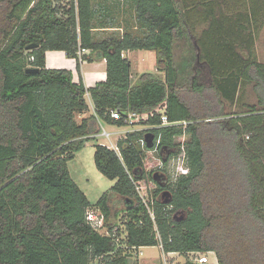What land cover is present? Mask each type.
Masks as SVG:
<instances>
[{"label": "trees", "instance_id": "16d2710c", "mask_svg": "<svg viewBox=\"0 0 264 264\" xmlns=\"http://www.w3.org/2000/svg\"><path fill=\"white\" fill-rule=\"evenodd\" d=\"M220 1L227 14L216 18ZM67 3L0 0V264H130L138 247L159 243L164 252L214 251L219 264H264V62L253 50L264 0H133L139 31L100 40L91 0ZM196 24L205 28L195 45ZM176 38L187 48L179 61ZM79 46L89 49L81 60L106 62L105 80L92 87L45 64L47 50H63L80 72ZM136 49L152 51L163 76L142 72L132 82L123 52ZM248 85L255 103L244 101ZM86 95L95 116L78 121ZM164 99L168 120L187 124L161 125L154 114L141 122L150 126L117 140L118 152L96 144L95 166L114 183L89 201L67 162L94 139L97 118L121 126L111 109L149 112ZM226 103L241 110L227 112ZM146 133L159 138L160 182L143 167L153 149L139 142ZM182 150L187 173L177 174ZM146 174L155 185L153 219L134 187ZM88 209L101 211L107 233L89 224Z\"/></svg>", "mask_w": 264, "mask_h": 264}, {"label": "rangeland", "instance_id": "374dc122", "mask_svg": "<svg viewBox=\"0 0 264 264\" xmlns=\"http://www.w3.org/2000/svg\"><path fill=\"white\" fill-rule=\"evenodd\" d=\"M60 5L68 6V0H58ZM92 8L94 10V17L92 21L93 25V38L95 40H100L105 37L112 35H121L124 31L138 32L139 30L135 28V14L133 7V0H91ZM204 24L194 25L193 33V43L196 45L197 37L199 36L200 29L204 28ZM108 27L107 30H102L101 28ZM254 52L259 61L264 62V25L262 26L256 40L254 43ZM187 52L185 41L182 38H176L173 44V53L176 61H179L183 55ZM123 56L127 57L131 63V73L134 75L135 79L142 72H155L159 76L163 74L156 70L155 68V56L153 52H146L145 50L136 49L130 53L123 52ZM136 74V75H135ZM134 79V80H135ZM244 101L248 103H255L256 98L252 91L251 85L247 86ZM240 107L237 105H231L226 103L225 111H239ZM76 119L79 120L78 115ZM108 131L112 128L103 125ZM147 124L137 122L133 127H128L132 129H143L147 128ZM100 130L97 132L99 133ZM122 135V134H121ZM183 137L176 138V141H181ZM113 140V138L111 139ZM110 143L108 139L97 136L94 139L87 141L79 150H77L70 160L67 162V168L70 173L71 178L75 181L78 187L86 194L87 198L91 202H95L99 196L108 189L114 180L104 176L95 166L93 154L95 145L99 142ZM160 155L155 151H147L146 157L144 158L143 167L146 171L154 170V172H159L157 167V162L160 160ZM173 160L168 161L166 164V169L168 174L173 175ZM173 179V177L171 178ZM146 186L152 187L153 181L148 174L142 179ZM123 204L120 200H114L113 211L118 212V216L114 219L116 221V227H119L123 231V224L121 215ZM100 232L105 233L106 229H100ZM121 233V235H123ZM161 252L156 245L144 246L141 249V253L134 257V260L140 258L141 261L138 262L142 264H159L161 263ZM211 258L212 256L209 255ZM177 263H182L184 257L176 256L172 258ZM171 259V260H172ZM132 259V261H134Z\"/></svg>", "mask_w": 264, "mask_h": 264}, {"label": "built area", "instance_id": "2783aa9c", "mask_svg": "<svg viewBox=\"0 0 264 264\" xmlns=\"http://www.w3.org/2000/svg\"><path fill=\"white\" fill-rule=\"evenodd\" d=\"M89 53V49L85 48V47H78V51H77V55L79 57V59L81 60V55L82 54H86ZM166 99L162 100L157 107L154 109V111H149V112H136V111H124L123 113H121L119 110L117 109H111L109 111V115L112 119L114 120H118L121 119L123 125L121 126H128V127H133L137 122L141 123L142 121H146V119H148L149 116H153L154 114H157L160 116V121H161V125H170V124H174L177 123L179 125L185 126L187 124V121L183 120V121H169L166 114H165V109H166ZM119 126V125H117ZM150 126V125H148ZM99 133L97 132L96 134H92L91 136H93L95 138V136H101L104 137L106 139H108V141L110 143H107L105 146L111 149H114L115 151L118 152V147H117V140L119 138H122L125 136L126 132L123 131H117V132H111L108 131L104 126H100L99 127ZM129 131V130H128ZM122 134V135H121ZM118 138L116 139V141L112 142V138L114 136H117ZM139 142L141 144V146H143V144H145V138H141L139 139ZM158 143H159V138H157L154 142V138H153V149L149 150V151H155L157 150L158 147ZM104 145V144H102ZM182 154L179 156V160H178V166H177V174H186L187 173V168L184 165V151L182 150ZM157 164V169L160 168L162 166V159L160 158V160H158ZM144 179V178H143ZM134 187H135V191L140 199V201L144 204V206L146 207L148 214L150 215V217L153 219V211H152V203H153V197H152V189L155 187V185L153 184V186L148 187L146 186V184L144 183V181L142 179H138L134 182ZM86 220L89 222V224L95 228L96 230L100 231V229L105 228L104 226V216L101 213V211L97 210V209H88L86 211ZM106 229V228H105ZM107 233V231L105 232ZM161 252V263L159 264H182L183 262H185L186 260L195 263V264H219L216 253L214 251H207V252H199V251H189L186 252L185 254H181L177 251H170V252H164L162 249V245L161 243H159L158 245H156ZM141 247L140 246L137 248V251L135 252V255L138 256L139 253H141ZM209 255H211L212 257L210 258ZM176 256H182L184 257V261L182 263H177L175 262L172 258H175ZM138 259V257H137ZM172 259V260H171ZM90 264H102V262L98 259L93 260ZM130 264H142L140 262L137 263H130Z\"/></svg>", "mask_w": 264, "mask_h": 264}, {"label": "crops", "instance_id": "0c3cea01", "mask_svg": "<svg viewBox=\"0 0 264 264\" xmlns=\"http://www.w3.org/2000/svg\"><path fill=\"white\" fill-rule=\"evenodd\" d=\"M228 1L231 2V0H228ZM215 4L216 5H214V7H215L214 10H215V13H216V15H215L216 18H218V16L220 15L219 13L227 14L224 11L225 6H226V4L224 2L222 3L220 1V2H217ZM204 28H205V26H204ZM101 29L102 30H107L109 28L108 27H104V28H101ZM202 29H200V31ZM193 32H194V27H193ZM190 34H191V32H190ZM199 34H200V32H199ZM191 36L193 37L194 34L192 33ZM132 51H134V50H127L125 52L126 53H130ZM145 51L146 52H152L150 50H145ZM45 64H46V67H48V68H66V69H69L72 72V78H73V81H75V82H78L79 76L81 75V77L83 79V82H84L86 87H92V86H94V84L97 81H103L106 78V73H105L106 62H105V59H103V58H93L92 60L82 59L80 61V72H79L77 70V68H76L75 59L67 57L63 50H47L45 52ZM134 79H135V77L131 73L132 82H134L137 78L135 80ZM86 99H87V102H88V109L85 112L81 113V114H77L78 117H79L78 121H80L81 119L86 118V117H88L90 115H94L95 116L94 108H93L92 102L89 99L88 95H86ZM97 124H98V128L101 125L102 126L106 125V126H109L110 128L113 127V129H111V132H117V131L126 132V131L130 130L128 128V126H117L115 124H109V123H106L103 120H100L98 118H97ZM96 137L97 136H95V138ZM117 138H118V135L114 136L112 142L116 141ZM99 143L100 144H104V145L107 144V143H105L103 141H101ZM143 247H141V249ZM138 260L141 261L140 258H138Z\"/></svg>", "mask_w": 264, "mask_h": 264}, {"label": "water", "instance_id": "95a60500", "mask_svg": "<svg viewBox=\"0 0 264 264\" xmlns=\"http://www.w3.org/2000/svg\"><path fill=\"white\" fill-rule=\"evenodd\" d=\"M34 47H36V44H29L26 46V49H31ZM37 71H38V68H35V67H31V68L26 69V72H28V73H33V72H37ZM144 138H145L146 146L148 148H151L153 146V138H154L153 134L146 133L144 135ZM153 180L160 182L161 181V174L158 172H154L153 173Z\"/></svg>", "mask_w": 264, "mask_h": 264}]
</instances>
